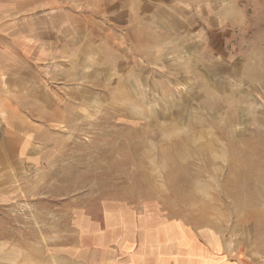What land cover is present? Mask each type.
Segmentation results:
<instances>
[{
  "label": "rangeland",
  "instance_id": "1",
  "mask_svg": "<svg viewBox=\"0 0 264 264\" xmlns=\"http://www.w3.org/2000/svg\"><path fill=\"white\" fill-rule=\"evenodd\" d=\"M88 29L2 57L0 264H264V0Z\"/></svg>",
  "mask_w": 264,
  "mask_h": 264
},
{
  "label": "crops",
  "instance_id": "2",
  "mask_svg": "<svg viewBox=\"0 0 264 264\" xmlns=\"http://www.w3.org/2000/svg\"><path fill=\"white\" fill-rule=\"evenodd\" d=\"M128 3L129 0H0V91L3 56L29 58L51 42H75L83 30L90 34V27L112 26L115 10ZM12 44L20 45L19 52ZM25 45L30 49H24ZM2 105L0 97V120Z\"/></svg>",
  "mask_w": 264,
  "mask_h": 264
}]
</instances>
